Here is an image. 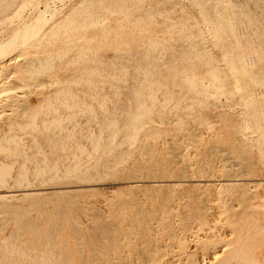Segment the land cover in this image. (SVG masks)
<instances>
[{"label":"rangeland","instance_id":"1","mask_svg":"<svg viewBox=\"0 0 264 264\" xmlns=\"http://www.w3.org/2000/svg\"><path fill=\"white\" fill-rule=\"evenodd\" d=\"M11 1L0 264H263L264 0Z\"/></svg>","mask_w":264,"mask_h":264},{"label":"bare ground","instance_id":"2","mask_svg":"<svg viewBox=\"0 0 264 264\" xmlns=\"http://www.w3.org/2000/svg\"><path fill=\"white\" fill-rule=\"evenodd\" d=\"M88 1H89V0H88ZM88 1H87V2H88ZM92 1H93V0H92ZM11 2H13V4H14V1H13V0H12ZM79 2H80V1H79ZM84 2L86 3V0H84ZM84 2L81 1V4H82V3L84 4ZM9 3H10V2H9ZM9 3H8V4H9ZM88 3H89V2H88ZM90 3H92L91 0H90ZM9 5H10V4H9ZM8 7H9L8 5H7V7L4 6V8H7V9H8ZM0 8H1V9H4V8H2V7H0ZM9 8H10V7H9ZM1 9H0V13H1V14H2V11L7 12L6 9H4V10H1ZM8 10H9V9H8ZM52 17H53V15H52ZM45 20H46V16L40 14V15H38L35 19H33L31 22L25 23L24 27H25L26 29H28L29 27H32V26H38V27H40V24H43V23L45 22ZM37 30H38V29H37ZM48 31H49V30H48ZM49 33H50V31H49ZM50 34H51V33H50ZM51 35H52V34H51ZM3 45H4V44H0V48H2ZM63 54H64V53H63ZM66 54H67V53H66ZM0 72H1V71H0ZM65 101H66V100H65ZM70 107H71V106H70ZM249 122H250V121H248V123H249ZM58 123H59V122H58ZM33 125H34V124H33ZM249 125H250V124H249ZM29 126H30V125H29ZM11 138H13V137H11ZM13 139H15V137H14ZM9 140H10V139H9ZM10 141H11V140H10ZM7 142H8V141H7ZM206 157H207V156H206ZM208 159L210 160L211 158H208ZM211 161H212V160H211ZM211 161H210V162H211ZM213 162H214V161H213ZM204 163H206V162H204ZM208 163H209V162H208ZM208 163H206V165L204 164L203 166H205V167H203L202 169H205L206 167H208V166L210 165V164L208 165ZM211 163H212V162H211ZM243 164H244V163H243ZM207 165H208V166H207ZM213 165H216V164H213V163H212V164H211L212 167H216V166H217V165H216V166H213ZM242 166H243V165L241 164V167H242ZM249 166H250V165H249ZM212 167H211V168H212ZM209 168H210V167H208V169H209ZM248 168H249V167H248ZM208 169H207V172H208ZM214 169H215V168H214ZM216 169H217V168H216ZM229 169H230V168H229ZM236 169H237V168H236ZM239 169H240V168H239ZM239 169H237V170H239ZM242 169H244V170L247 169L246 164H245V168H244V166H243ZM250 169H252V168H250ZM205 170H206V169H205ZM211 170H212V171H211L210 173H211V175H213V171H214V170H213V169H211ZM233 170H234V168L232 169L231 172H233ZM248 170H249V169H247V171H245V172L247 173ZM42 171H43V173H44V170H42ZM48 171H49V170H48ZM209 171H210V169H209ZM217 171H218V170H217ZM225 171H226V170H225ZM225 171H224V173H225ZM229 171H230V170H229ZM242 171H243V170H242ZM218 172H219V171H218ZM235 172H236V171H235ZM239 172H240V170H239ZM239 172H238V173H239ZM245 172H244V173H245ZM221 173H222V172H221ZM226 173H227V172H226ZM246 173H245V174H246ZM241 174H243V172H242ZM241 174H240V175H241ZM3 175H4V174H3ZM184 175H185V174H184ZM209 175H210V174H209ZM211 175H210V176H211ZM233 175L236 176V175H238V174H237V173H236V174L234 173V174H232V176H233ZM206 176H207V175H206ZM206 176H205V178H206ZM214 176H217V175L214 174L213 177H214ZM222 176H226V175H223V174H222ZM222 176H221V177H222ZM228 176H231V175H228ZM162 177H164V176H162ZM182 177H183V175H182ZM185 177H186V176H185ZM213 177H212V178H213ZM238 177H239V176H238ZM244 177H245V176H244ZM2 178H3V176H2ZM179 178H181V177H179ZM183 178H184V177H183ZM200 178H204V177H200ZM209 178H211V177H209ZM209 178H208V179H209ZM214 178H215V177H214ZM217 178H218V177H217ZM217 178H216L215 180H217ZM219 178H220V177H219ZM219 178H218V179H219ZM226 178H227V177H226ZM229 178H230V180H231L232 177H229ZM236 178H237V177H236ZM160 179H161V178H160ZM227 179H228V178H227ZM202 180H203V179H202ZM215 180H214V181H215ZM221 180H222V179H221ZM237 180H239V179L237 178ZM177 181H178V180H177ZM181 181H183V180H181ZM209 181H210V180H209ZM134 182H135V181H134ZM221 182H222V181H221ZM230 182H231V181H230ZM235 182H236V181H235ZM235 182H234V183H235ZM206 183H207V182H206ZM227 183H228V181L226 182V184H227ZM237 183H238V182H236L235 184H237ZM178 184H179V183H178ZM180 184H181V183H180ZM213 184H214V183H213ZM216 184H220V182H217ZM226 184H225V185H226ZM230 184H231V183H230ZM230 184H228V185H230ZM244 184H245V183L240 182L238 185H244ZM248 184H254V183H247V185H248ZM231 185H232V184H231ZM231 185H230V187H232ZM233 185H234V184H233ZM245 185H246V184H245ZM254 185H255V184H254ZM259 185H260V184H259ZM135 186H136V185H135ZM248 186H252V185H248ZM197 187H198V186H197ZM228 188H229V186H228ZM239 188H240V187H239ZM249 188H250V187H249ZM250 189H252V188H250ZM255 189H256V188H255ZM250 191H251V190H250ZM27 193H28V192H27ZM245 194H246V193H245ZM4 196H5V195H3V194L0 193V197H4ZM246 226H247V225H246ZM253 226L255 227V225H253ZM257 227H258V225H257ZM252 228H253V227H252ZM255 229H257V228H255ZM109 237H110V236H109ZM248 241H249V240H248ZM10 243H11V242H10ZM10 243L8 242V244H10ZM6 244H7V243H6ZM6 244H4V245H6ZM11 245H12V244H11ZM11 245H10V246H11ZM13 245H14V244H13ZM13 245L11 246L12 248H13ZM10 246H9V247H10ZM14 247H15V245H14ZM5 248H7V247L5 246ZM239 248H240V247H239ZM230 249H231V248H230ZM19 251H20V250H19ZM22 251H23V250H22ZM22 251H21V254H22ZM42 253H43V252H42ZM44 253H45V251H44ZM49 253H51V252H49ZM234 253H235V255H237L236 250L234 251ZM25 254H26V253H25ZM39 254H40V253H39ZM39 254L36 253L35 255H39ZM45 254H46V253H45ZM40 255H41V254H40ZM42 255H43V254H42ZM214 255H216V254H214ZM225 255H226V254H225ZM23 256H24V254H23ZM28 256H29V255H28ZM21 257H22V256H21ZM34 257H35V256H34ZM34 257H33V258H34ZM46 257H47V255H46ZM36 259H38V257H37ZM46 259H47V258H46ZM31 260H32V259H31ZM43 260H44V261H47V260H45V259H43ZM211 260H212V259H211ZM227 260H228L227 258L222 259V260H220V261L218 262V264H225ZM33 261H34V262L36 261L35 258H34ZM38 261H39L38 263H40V260H38ZM48 261H49V259H48ZM212 262H214V261H212ZM248 262H249L248 264H261V262H260L258 259H256V258L250 259ZM46 263H47V262H46ZM36 264H37V263H36ZM211 264H214V263H211ZM263 264H264V262H263Z\"/></svg>","mask_w":264,"mask_h":264}]
</instances>
